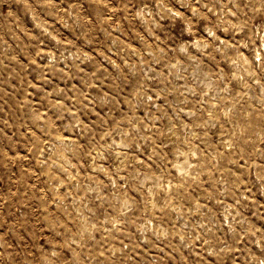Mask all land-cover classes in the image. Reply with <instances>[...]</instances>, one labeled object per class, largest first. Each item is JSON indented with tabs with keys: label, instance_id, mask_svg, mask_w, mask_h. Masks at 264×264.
Listing matches in <instances>:
<instances>
[{
	"label": "rangeland",
	"instance_id": "1",
	"mask_svg": "<svg viewBox=\"0 0 264 264\" xmlns=\"http://www.w3.org/2000/svg\"><path fill=\"white\" fill-rule=\"evenodd\" d=\"M0 264H264V0H0Z\"/></svg>",
	"mask_w": 264,
	"mask_h": 264
}]
</instances>
